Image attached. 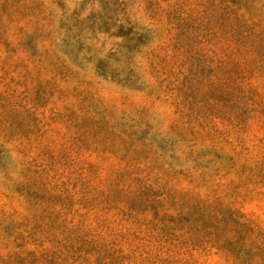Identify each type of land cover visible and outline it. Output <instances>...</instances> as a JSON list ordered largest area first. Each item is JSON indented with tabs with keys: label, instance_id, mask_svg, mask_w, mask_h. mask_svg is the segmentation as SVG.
<instances>
[{
	"label": "rangeland",
	"instance_id": "374dc122",
	"mask_svg": "<svg viewBox=\"0 0 264 264\" xmlns=\"http://www.w3.org/2000/svg\"><path fill=\"white\" fill-rule=\"evenodd\" d=\"M0 264H264V0H0Z\"/></svg>",
	"mask_w": 264,
	"mask_h": 264
}]
</instances>
